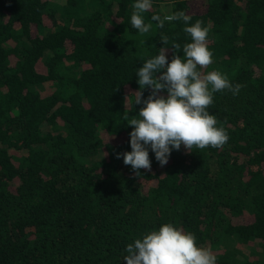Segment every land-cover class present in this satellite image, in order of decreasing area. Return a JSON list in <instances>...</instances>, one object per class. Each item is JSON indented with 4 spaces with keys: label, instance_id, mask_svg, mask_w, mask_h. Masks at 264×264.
Wrapping results in <instances>:
<instances>
[{
    "label": "trees",
    "instance_id": "trees-1",
    "mask_svg": "<svg viewBox=\"0 0 264 264\" xmlns=\"http://www.w3.org/2000/svg\"><path fill=\"white\" fill-rule=\"evenodd\" d=\"M133 3L0 0V264H124L125 245L162 223L216 264H264V0H151L142 35ZM162 3L209 28L197 71L242 87L207 109L223 145H181L163 166L149 151L135 175L115 157L130 150L135 72L190 42L181 20H151Z\"/></svg>",
    "mask_w": 264,
    "mask_h": 264
},
{
    "label": "clouds",
    "instance_id": "clouds-1",
    "mask_svg": "<svg viewBox=\"0 0 264 264\" xmlns=\"http://www.w3.org/2000/svg\"><path fill=\"white\" fill-rule=\"evenodd\" d=\"M132 7L131 27L141 35L147 33L150 25L144 22L141 13L151 7V0H134ZM190 19L183 11L168 13L162 19L157 15L151 17L161 27L163 21L181 20L190 42L182 48L183 59L174 54L169 59L162 49L146 59L135 72L138 88L132 93L128 112L122 117L126 126H131L127 133L130 150L115 154L135 175L140 174L139 169L150 168L149 151L163 166L170 153L179 150L181 145L186 150L193 146L198 149L220 147L228 138L226 131L216 126V118L207 109L214 92L227 89L236 95L242 85L231 83L217 70L203 75L197 71L198 66L205 67L212 62L206 43L209 28L202 27L199 20L189 24ZM171 47L179 46L173 44ZM145 88L150 92L142 98ZM161 91L164 94L158 95ZM134 105L142 107L134 110ZM133 111L134 115L129 118L128 113ZM123 251L124 264H216L210 249L197 246L191 232L172 223H162L132 239Z\"/></svg>",
    "mask_w": 264,
    "mask_h": 264
},
{
    "label": "rangeland",
    "instance_id": "rangeland-1",
    "mask_svg": "<svg viewBox=\"0 0 264 264\" xmlns=\"http://www.w3.org/2000/svg\"><path fill=\"white\" fill-rule=\"evenodd\" d=\"M160 10L162 11V15L168 14V6L166 4L162 3Z\"/></svg>",
    "mask_w": 264,
    "mask_h": 264
}]
</instances>
